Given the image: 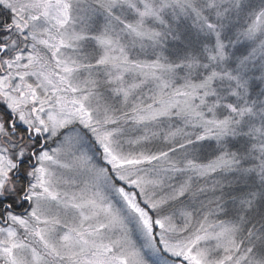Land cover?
I'll list each match as a JSON object with an SVG mask.
<instances>
[{
	"label": "snow or ice",
	"instance_id": "6c2138e0",
	"mask_svg": "<svg viewBox=\"0 0 264 264\" xmlns=\"http://www.w3.org/2000/svg\"><path fill=\"white\" fill-rule=\"evenodd\" d=\"M0 264H264V0H0Z\"/></svg>",
	"mask_w": 264,
	"mask_h": 264
}]
</instances>
